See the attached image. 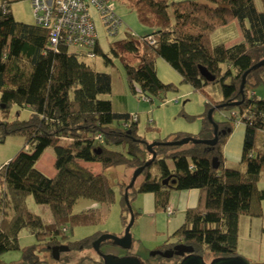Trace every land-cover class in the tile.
<instances>
[{"label":"trees","instance_id":"16d2710c","mask_svg":"<svg viewBox=\"0 0 264 264\" xmlns=\"http://www.w3.org/2000/svg\"><path fill=\"white\" fill-rule=\"evenodd\" d=\"M14 1L17 0H1L0 5V110L8 112L11 106L29 108L30 115L24 120L0 119V142L11 134L25 136L21 150L0 166V200L11 209L9 217L3 213L0 216V255L20 251L22 261L36 264L40 262V252H51L58 244L84 247L100 235L77 241L66 239L63 226L67 221L77 225L98 220L92 218L93 209L72 214L78 198L106 207L115 200L109 175L94 174L79 161L99 162L104 170L116 166L134 170L151 158L146 149L150 142L137 134L131 114L114 112L110 100L100 97L111 92L110 75L95 71L66 46L51 49L47 29L13 17L9 5ZM258 1L259 8L256 0H129L142 22L147 23L146 10L162 22L155 27L150 25L151 32L122 45L127 52L138 54L137 66L124 64L127 86L133 94L150 100L151 96L176 90V86L157 77L156 57L167 62L180 75L181 82L194 90L201 91L212 83H218L220 89L219 100L206 102L197 134L177 132L156 140L159 144L152 147L155 160L136 178L142 176L140 183L136 185L135 180L131 187L130 180L117 183L121 211L127 213L121 215L123 226L129 222L125 193L131 206L137 194L151 192L155 209L159 210L166 208L170 189H198L196 207L186 210L183 224L171 235L176 241L159 246V250L183 243L198 256L206 250L219 258L237 257L240 216L262 215L264 189L259 190L257 182L264 170V153L256 150L255 134H264L263 119L244 118L241 122L245 128L241 153L244 172L223 164L222 146L235 125L227 117L224 121L213 119L218 139L212 146L192 142L178 146L162 144L185 137L212 138L213 126L207 119L210 108H214L213 115L225 108L230 112L241 111L248 104L264 105V98L257 100L254 95V99H247L246 95L247 90L264 85V65L250 69L264 59V0ZM233 20L241 26L243 41L231 46L212 45L210 34ZM178 24L185 25L187 31ZM98 52L97 43L94 53ZM104 62L109 63L110 59L104 56ZM200 67L215 79L203 78ZM248 69L243 102L215 108L242 98L239 85ZM98 134L101 140L95 138ZM49 147L54 152L52 177L35 167ZM213 157L217 159V168L212 167ZM166 160L173 162L172 170ZM152 165L156 167L155 174L150 172ZM168 176L175 182L162 185L161 180ZM29 196L47 213L48 220L29 210ZM133 216L135 221L137 213L133 212ZM22 229L29 230L35 244L20 246Z\"/></svg>","mask_w":264,"mask_h":264},{"label":"rangeland","instance_id":"374dc122","mask_svg":"<svg viewBox=\"0 0 264 264\" xmlns=\"http://www.w3.org/2000/svg\"><path fill=\"white\" fill-rule=\"evenodd\" d=\"M256 3L259 4V1L256 0ZM9 6L11 12L15 14V19L18 21L21 20L24 22L28 19L31 23L34 22L31 8L26 0L14 1ZM179 8L181 11H184L182 7ZM172 10L173 9H170V14L173 16ZM114 11L121 20V25L113 34H108L106 32L99 14L94 11L91 12V19L97 33L99 52L89 58L78 57L80 61L92 67L95 71L105 72L110 75L112 91L110 94L102 95L101 98L109 99L113 102L112 109L114 112L127 111L131 113V115L136 114L139 118L137 134L145 140L148 139L147 133L150 131L149 129H163L164 131L160 132L163 134L161 139L171 133L183 132L179 129H185L186 127L198 125L200 130V115L205 112V99L208 98L212 101H217L216 99L218 98L220 99L219 84L212 83L203 87L201 91L194 90L190 85L181 82L180 75L172 69L167 62L160 57H156L155 68L158 78L165 84H173L176 86V90L167 91L157 97L151 96L150 100L142 98L138 94H133L127 86L124 64L137 66L139 62L138 54L127 52L122 45L124 41L137 39V37L144 35L145 32L149 30L150 25H154L155 27L162 22L146 10L145 14L149 25L147 23L145 24L138 18L137 12L130 6L129 0H115ZM180 27L184 31H187L185 25L181 24ZM132 35L135 37H131ZM218 43H220V39L218 37H213L212 44L216 45ZM70 51H72V49H70ZM104 56L110 59L109 63L104 62ZM122 92L127 96L126 104L118 97ZM251 92H253L256 97L264 98V85H258L253 89L247 90L246 95H249ZM227 111L228 108L217 110L212 115V118L215 121H224L225 118L222 117V113ZM29 115V109L18 108L16 106H11L8 112H2L0 110L1 120H24L27 119ZM165 129H171L172 131L167 132ZM24 144V135H8L3 142H0V164L4 161H9L21 150ZM255 146L256 150L260 148V151L264 153V134L260 131H257L255 134ZM49 154L54 157L52 147L48 148L47 154L37 163L38 167H41L44 172H47L46 170H48L49 167L53 168V160H50ZM232 168L241 170L243 165L239 166L236 164ZM121 170H125L124 179L126 182L130 180L133 172V170L124 168L123 166L111 167L109 179L115 192L114 202L107 207L105 205H99L96 209H93L94 216H92L91 213L90 215L92 218L98 219L93 224L86 222L76 225L71 221H67L63 227L66 231L64 235L67 237L66 239L68 241H77L96 233H108L115 236H121L123 234L125 226H123L121 215H126L127 213H122L121 211V199L117 186ZM150 172L152 174L156 173L155 165H152ZM141 178L142 176L136 180V185L140 183ZM257 187L264 188V170L260 172ZM90 203L91 201L88 199L78 198L72 207V214L86 212ZM27 205L31 212L43 217L44 221L48 220L49 216L47 213L42 212L41 207L34 203L31 196L27 198ZM261 211L262 215L259 217L241 215L238 227L239 238L237 242V252L240 256L248 259L252 264L263 263V261L253 260L251 257L252 253H259L260 258L264 259V207L263 210L261 208ZM2 213L9 217L11 209L5 207L3 201L0 200V216ZM133 228L134 225L132 224L130 228L132 239ZM56 239H59V237H56ZM35 243L36 240L34 236L30 234L29 230L22 229L19 232V244L21 247L33 245ZM160 243V246L164 244L163 242ZM145 247L146 248L138 246L137 242L133 239L131 247L125 250L114 244L111 240H106L105 243L99 246L98 251L91 243L90 245L79 248L64 247L60 251H55L56 253L52 250L51 252H40V262L36 264H99L101 254H112L114 256L135 255L143 264H178L180 262L177 255L170 258H164L159 255L152 256L150 252L154 250L152 249L154 246H149L147 244ZM201 258L205 264H211L215 259H218L219 256L204 250L201 254ZM0 264H29V262L25 263L22 261L20 251H8L0 255Z\"/></svg>","mask_w":264,"mask_h":264},{"label":"crops","instance_id":"0c3cea01","mask_svg":"<svg viewBox=\"0 0 264 264\" xmlns=\"http://www.w3.org/2000/svg\"><path fill=\"white\" fill-rule=\"evenodd\" d=\"M26 1L30 7L29 0H26ZM0 5H1V0H0ZM257 6L259 8L258 4ZM10 11H11V8H10ZM11 13L13 17L15 18V14L13 12ZM24 22L31 23L28 19L27 21H24ZM152 30H153V27L150 26L149 30H147L145 33H149ZM190 31L193 34L197 33V30H190ZM213 37H218L220 39V43L218 44H224L225 46H231L235 43H239L243 41L242 29L237 20H233L230 23L215 29L210 34V37H209L211 44H212ZM111 91H112V85H111ZM100 97H102V95ZM118 97H120L121 101L125 102L126 104L127 96L125 93L122 92ZM216 100H219V98ZM207 101H208V98L205 99L204 104H206ZM110 102L111 104L113 103L111 100ZM228 112L229 111L222 113V117L226 119V117L228 116ZM119 113H128V112L122 111ZM128 114H131V113H128ZM135 122L136 124H138L139 122L138 116ZM149 130L150 131L147 133L148 142L161 139V137L163 136V134L160 133L161 131H164L163 129L155 128V129H149ZM165 130H167V132L172 131L171 129H165ZM179 130H182L184 133H187V134H195L198 132L199 128H198V125H195L192 127H186L185 129H179ZM244 131H245V128L243 124L241 123L235 124L222 146L224 166L232 168L236 164L239 166L243 165V168H241L242 172L245 171V165L241 162ZM113 149L120 150L119 147H114ZM47 150L48 148L45 149V151L40 156L38 161H40L41 158L47 154ZM258 150H260V148H258ZM49 157L51 161L52 160L54 161V157L51 154H49ZM38 161L35 164V167L38 170L43 172L48 177H52L55 174V170L50 167L48 168V170H46L47 172H44L41 167H38V164H37L39 163ZM53 161H52V164H53ZM6 162L7 161H4L3 163L0 164V166ZM165 162H166L168 169L172 170L174 167L173 162L171 160H166ZM79 163L81 166L85 167L86 169H88L94 174H101V173H105L107 175L110 174L111 168L104 170L102 169L99 162L79 161ZM119 177H120L119 182L125 181L124 179L125 170H121V172L119 173ZM258 189L262 190L264 188H258ZM198 197H199V191L198 189H195V188L185 189V190L170 189L168 192V200H167L166 207L171 208L172 213L168 214L165 211V209H159V210L155 209L153 193L147 192V193L137 194L131 204L132 211L137 213V217L133 223L134 225L133 239L137 242V245L140 247L142 246L143 248H146L145 245L148 244L149 246H154L152 247V249L155 250L160 246L161 244L160 242H163L164 244L174 243L176 240L175 238L171 237V235L174 233V231H176L183 224L186 210L196 207L197 202H198ZM99 205L101 204L91 201L87 209H96ZM263 207H264V201L261 202L262 210H263ZM239 223H240V218H239ZM239 223H238V227H239ZM238 238H239V235H238ZM251 257L253 258V260L263 261L264 263V259L260 258L259 253H252Z\"/></svg>","mask_w":264,"mask_h":264},{"label":"built area","instance_id":"2783aa9c","mask_svg":"<svg viewBox=\"0 0 264 264\" xmlns=\"http://www.w3.org/2000/svg\"><path fill=\"white\" fill-rule=\"evenodd\" d=\"M29 3L33 23L48 31V44L51 49L56 50L59 45H63L85 58L95 54L97 45V33L91 19L92 11L99 14L108 34L115 33L121 25V20L114 11L115 0H29ZM254 95L251 92L247 99H254ZM255 99L260 100L259 97ZM252 117L264 121V105L248 104L241 111L231 110L227 116L235 124ZM136 120L137 116L132 114L131 121ZM95 138L101 140L99 134ZM165 211L172 213L169 207Z\"/></svg>","mask_w":264,"mask_h":264},{"label":"water","instance_id":"95a60500","mask_svg":"<svg viewBox=\"0 0 264 264\" xmlns=\"http://www.w3.org/2000/svg\"><path fill=\"white\" fill-rule=\"evenodd\" d=\"M264 65V59L258 61L256 64H254L250 69L260 67ZM250 69L246 70L241 77V82L239 85V92L242 95V98L239 101H235L232 103H223L220 104L219 106H215V108L219 107H232V106H238L243 102V86L245 84V78L247 73L250 71ZM200 74L203 78H205L208 81H213L215 79L214 75H211L208 73L204 68L200 67L199 68ZM214 108H210L207 112V119L213 126V137L212 138H193V137H185L180 140L172 141V142H164L162 144L166 145H184L187 144L188 142L192 143H200V144H205L208 146H212L217 142L218 139V127L217 124L214 122L212 118V112ZM158 141H153L150 142L146 145L147 151L151 154V158L146 161L142 166L137 167L136 169L133 170L130 181L128 183V187L133 186L136 178L141 174L145 166L150 165L156 157V154L152 150V147L155 145H158ZM212 167L217 168L218 163L216 157H213L211 160ZM175 182L174 178H171V176H168L164 179L161 180V184L164 186H169ZM127 190V188H126ZM125 190V191H126ZM124 200L126 202V205L128 206L129 209V222L127 225L124 227L123 234L121 236H115L112 234H100L93 242L92 245L95 247V249L98 251L99 246L102 242L106 240H111L114 244L117 246L121 247L122 249H129L132 245V236L130 234V228L134 222V216L133 212L131 209V206L129 204L127 194H124ZM53 252H57V249H52ZM55 252V253H56ZM150 255H160L164 258H170L173 255L177 256H182V259L178 264H205L201 258V256H198L193 253V248L189 245L179 243L175 244L174 247L171 249V251H159V250H153L150 252ZM101 258L103 260L102 264H143L141 260L135 256V255H124V256H114L112 254H101ZM211 264H252L248 259H246L243 256H237V257H229V258H218L215 259Z\"/></svg>","mask_w":264,"mask_h":264},{"label":"flooded vegetation","instance_id":"af4514ba","mask_svg":"<svg viewBox=\"0 0 264 264\" xmlns=\"http://www.w3.org/2000/svg\"><path fill=\"white\" fill-rule=\"evenodd\" d=\"M103 243H105V241L104 242H102L100 245H102ZM64 247H66V246H64V244H58V245H56V246H54V249H57V251H60V250H62ZM174 247V245L171 247V248H169V249H166V250H159V249H155V250H159V251H171V249ZM53 249V248H52ZM160 256V255H159ZM174 256V255H173ZM178 258H179V261L182 259V256H178ZM103 263V260H102V258H101V260H100V262H99V264H102Z\"/></svg>","mask_w":264,"mask_h":264}]
</instances>
